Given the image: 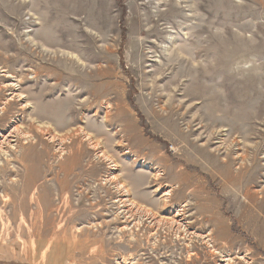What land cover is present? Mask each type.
I'll list each match as a JSON object with an SVG mask.
<instances>
[{"label":"rangeland","instance_id":"1","mask_svg":"<svg viewBox=\"0 0 264 264\" xmlns=\"http://www.w3.org/2000/svg\"><path fill=\"white\" fill-rule=\"evenodd\" d=\"M13 128L0 261L264 264V0H0Z\"/></svg>","mask_w":264,"mask_h":264},{"label":"bare ground","instance_id":"2","mask_svg":"<svg viewBox=\"0 0 264 264\" xmlns=\"http://www.w3.org/2000/svg\"><path fill=\"white\" fill-rule=\"evenodd\" d=\"M69 60L70 59L69 57ZM4 74V73H3ZM5 75V74H4ZM12 85V84H11ZM8 86V85H7ZM6 87V86H5ZM12 91V90H11ZM11 99V98H10ZM80 131H78L79 134ZM49 138L52 141H56L58 142V150H61V145L63 144V140H66V136L60 137V138H56L53 137L51 135H48ZM16 137H20V132L18 131L17 128H13L11 130H9V132H2L0 135V144H3V142L10 146L13 144V142H15ZM47 137V136H46ZM24 139L27 138V136H23ZM88 139V138H87ZM14 146V145H13ZM12 146V147H13ZM57 146V145H56ZM15 147V146H14ZM93 149L97 148V145H93L92 146ZM98 149V148H97ZM4 150V149H3ZM100 154V153H99ZM4 155V154H3ZM102 155V154H101ZM23 165V164H22ZM108 182L111 183H116V179L115 178H108L107 179ZM115 186H117L116 188L119 190V188H121L122 185L118 186V184H116ZM123 191V190H122ZM168 192V191H167ZM121 197H120V202L123 205V211L121 213H119L120 215H122V217L124 218V224H126V226L128 227V225L130 224V221L133 219V214H139L142 216H145L146 218H148V220L151 222L152 227H158L159 225H163L165 223L166 226L173 228L174 225H176V223L179 221L175 220V218H173V221H171L170 223H167L166 221L157 218L156 216L149 214L148 212L144 211V210H139L138 208L135 207V204L130 203L129 200H127L126 195L124 194V192H120ZM125 193H127V191H125ZM166 193L164 192L162 196H165ZM118 202V201H117ZM129 202V203H128ZM38 212V211H37ZM178 216V215H177ZM120 217V216H118ZM132 222V221H131ZM176 222V223H175ZM136 224V223H135ZM235 259V258H234ZM126 261V260H125ZM223 261V260H222ZM233 261V260H232Z\"/></svg>","mask_w":264,"mask_h":264},{"label":"crops","instance_id":"3","mask_svg":"<svg viewBox=\"0 0 264 264\" xmlns=\"http://www.w3.org/2000/svg\"><path fill=\"white\" fill-rule=\"evenodd\" d=\"M5 260H7V262L6 263H8V264H12V262H14V264H19V263H22L23 264V262L22 261H20L19 259H3V260H1L2 262H5ZM0 261V262H1ZM19 262V263H18ZM3 264V263H2Z\"/></svg>","mask_w":264,"mask_h":264}]
</instances>
